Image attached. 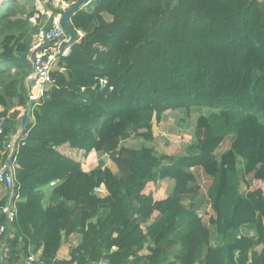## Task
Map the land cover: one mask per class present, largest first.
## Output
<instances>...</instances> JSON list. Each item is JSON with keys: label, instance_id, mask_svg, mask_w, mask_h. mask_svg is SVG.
<instances>
[{"label": "trees", "instance_id": "trees-1", "mask_svg": "<svg viewBox=\"0 0 264 264\" xmlns=\"http://www.w3.org/2000/svg\"><path fill=\"white\" fill-rule=\"evenodd\" d=\"M33 14L0 6V151L27 105ZM68 23L65 70L21 132L0 264H264V0H87ZM192 108L193 140L157 150L153 124ZM164 179L156 199L148 186Z\"/></svg>", "mask_w": 264, "mask_h": 264}, {"label": "built area", "instance_id": "built-area-1", "mask_svg": "<svg viewBox=\"0 0 264 264\" xmlns=\"http://www.w3.org/2000/svg\"><path fill=\"white\" fill-rule=\"evenodd\" d=\"M66 0H48L46 6L30 17V22L38 25V31L33 36V41L29 47L28 59L31 64V71L26 76V96L29 102V111L36 107L44 93V86L50 82L53 70L64 71V65L58 64L61 58L67 57L70 52L69 34L66 33L61 24L62 12L69 7ZM80 35L81 33L78 32ZM22 111L23 108L17 107ZM24 110V109H23ZM28 111V113H29ZM1 131V127H0ZM22 128H18L9 133L3 141L4 159L0 166V181L12 187L14 171L16 167V155L19 147L24 143V136L21 134ZM54 181L50 182L53 185ZM98 193L102 188H96ZM17 199L18 194L14 195ZM7 220H11L15 213V204L10 201L9 207L4 209ZM4 230V225L0 226V231ZM36 260V255L29 253L25 262L32 264Z\"/></svg>", "mask_w": 264, "mask_h": 264}, {"label": "rangeland", "instance_id": "rangeland-1", "mask_svg": "<svg viewBox=\"0 0 264 264\" xmlns=\"http://www.w3.org/2000/svg\"><path fill=\"white\" fill-rule=\"evenodd\" d=\"M26 86V83H25ZM205 110V109H203ZM25 111L22 110V114ZM198 114V110L192 108L189 113L185 111H173L168 110L165 112V118L160 123L153 124L154 139L151 144L159 151L166 153L182 152L186 144L193 140V129L195 123V117ZM21 127V126H20ZM141 140L139 138H130L124 142L125 145L137 147ZM231 140L227 139L220 147L219 150H223L225 147L230 145ZM99 155H87L83 157L82 164L85 169H91L98 164ZM105 160V163L111 167L113 171H117L116 166L112 160L106 156L101 157ZM197 176L198 182L201 186L202 192H205L206 187L209 184L210 177L201 168L193 169ZM172 179H164L156 184H149L148 189L153 188L154 196L157 198L165 196L171 189Z\"/></svg>", "mask_w": 264, "mask_h": 264}, {"label": "crops", "instance_id": "crops-1", "mask_svg": "<svg viewBox=\"0 0 264 264\" xmlns=\"http://www.w3.org/2000/svg\"><path fill=\"white\" fill-rule=\"evenodd\" d=\"M18 1H19L20 5H22L24 7V9L26 11L34 10V13H35V11H39L40 9H43L46 6L48 0H18ZM4 3H5V0H0V6H2ZM96 154L97 153L94 150H92L88 155L91 156V155H96ZM3 159H4V155H3V147H2V150L0 151V166L2 164ZM82 167H83V169H85L84 164H82ZM85 170H88V168ZM11 194H12V187H10V186L6 185L4 182L0 181V215L2 213L6 214L4 209H7L9 207V203L11 201ZM165 196H163V197H165ZM163 197H161V198H163ZM155 198L160 199V198L156 197V194H155ZM6 218H7V214H6ZM1 225H3V224H0V226ZM0 233H1V231H0ZM9 234H10V232H8L7 236H9ZM3 238H4V236H3ZM70 241L72 244H76L78 242L77 234L71 235ZM2 245H3V249H2ZM4 249H5V247H4L3 240H2L0 242V260H2L1 251L3 252V255H4ZM68 256H69L68 255V248L64 245L60 249V251L58 252V257L68 258ZM24 262H25V260H24ZM24 264H28V263L25 262ZM95 264H107V263L100 261V262L95 263Z\"/></svg>", "mask_w": 264, "mask_h": 264}, {"label": "water", "instance_id": "water-1", "mask_svg": "<svg viewBox=\"0 0 264 264\" xmlns=\"http://www.w3.org/2000/svg\"><path fill=\"white\" fill-rule=\"evenodd\" d=\"M85 1H87V0H79L77 3L71 5L70 7H68L67 9H65L62 12L60 21H61V24L64 27V29L67 30V32L69 34V37H70L68 43H66V44H70V43L72 44V42L75 39V31L70 26V24L68 23L69 19H70V16ZM28 111H29V102H28V98H27V105H26L25 111L23 112V114L21 116V119H20V123H21V128L22 129L25 127V125H26V123L28 121ZM9 229H10V221L8 220L7 221V226H6V229H5V232H4L3 244L5 242V239H6L7 235H8ZM2 249H3V245H2ZM1 255H2V261H3V252L2 251H1Z\"/></svg>", "mask_w": 264, "mask_h": 264}]
</instances>
